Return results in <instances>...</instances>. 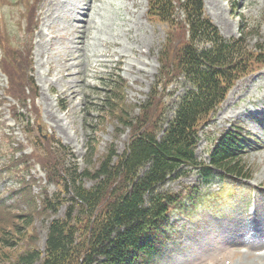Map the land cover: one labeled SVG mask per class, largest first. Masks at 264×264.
Masks as SVG:
<instances>
[{
    "label": "rangeland",
    "instance_id": "obj_1",
    "mask_svg": "<svg viewBox=\"0 0 264 264\" xmlns=\"http://www.w3.org/2000/svg\"><path fill=\"white\" fill-rule=\"evenodd\" d=\"M87 1L0 0V200H3L0 222L3 224L11 222L13 213H27L19 194L10 197L21 190L22 176L36 208H41L45 198L53 200L57 196V201L62 202L67 199L64 191L48 181L46 164L53 152L57 160L52 163L54 167L75 165L78 172H91L111 144L118 154L124 151L128 132L115 137L114 125L98 115L103 80L118 75L125 82L126 105L142 104L156 80L166 27L147 17V1L92 0L90 13L81 17V8ZM203 3L206 15L224 38H237L242 33L248 47L264 48V0H203ZM30 14L34 16L33 22ZM71 58L74 60L70 61ZM262 69L235 83L210 125L200 134L196 149L199 160L206 162L214 140L230 124L239 122L253 139L244 154L252 171L251 181L231 186L214 178L210 185H199L200 198L204 199L196 207V216L187 220L174 213L170 217L173 226L170 241L154 264H264ZM27 70L34 84L32 92L37 94L32 99V94L25 93L23 110L15 101L16 94L10 91L9 81L13 79L12 87L19 88L20 82L15 79L19 80L20 72L24 74ZM175 84L165 82L159 88L161 102L168 108L177 94ZM17 113L25 115L23 124L14 120ZM47 138L53 140L46 143ZM54 140L73 155V163L70 164L67 155L64 158L56 149L48 148ZM15 160L27 162L28 169L24 166L27 173L22 172L24 167L9 171ZM197 180V174L191 172L164 189L176 193L194 187ZM85 186L91 183L86 180ZM218 189L219 198L213 204L209 197H214ZM227 192H232V196L227 197ZM252 198L254 206L239 205ZM66 206H61L55 217L61 218ZM46 221L42 214L33 217L25 239L12 252L14 256L30 248L42 250ZM0 264L7 263L0 260Z\"/></svg>",
    "mask_w": 264,
    "mask_h": 264
},
{
    "label": "trees",
    "instance_id": "obj_2",
    "mask_svg": "<svg viewBox=\"0 0 264 264\" xmlns=\"http://www.w3.org/2000/svg\"><path fill=\"white\" fill-rule=\"evenodd\" d=\"M146 1L147 17L166 27L151 91L142 104L126 105L125 82L114 75L103 80L104 89L98 97V115L114 125L115 137L129 134L124 151L118 154L111 144L91 172H78L73 164L54 167L53 152L46 164L48 181L68 197L63 202L57 201V196L53 200L45 198L40 209L35 207L22 176L21 190L10 197L19 194L27 213H13L10 223L0 222L2 262L154 264L170 241V216L178 213L188 220L196 216V207L204 199L200 198L199 185L207 186L214 178L227 179L225 185L252 179L244 159L250 138L239 123L230 124L219 134L206 162L199 160L196 149L200 134L235 83L264 68V48L248 47L242 33L237 38H224L206 15L203 0ZM30 18L33 22L32 14ZM21 73L20 81L15 79L20 82L19 88L12 87L13 79L9 84L11 93L17 95L15 101L24 110L25 93L32 94V99L37 93L32 92L30 71ZM165 82L176 83L177 94L169 108L159 96ZM24 119L23 113L14 115L17 124H23ZM49 140L53 139L47 138L46 143ZM48 148L67 155L73 163V155L58 141ZM14 164L9 171H20L24 166L28 169L26 161L15 160ZM25 167L22 172L27 173ZM191 172L197 174L194 187L176 193L164 189ZM86 180L91 186H85ZM66 204L63 216L55 217ZM40 214L47 219L42 250L30 248L14 256L12 252L25 239L33 217Z\"/></svg>",
    "mask_w": 264,
    "mask_h": 264
},
{
    "label": "bare ground",
    "instance_id": "obj_3",
    "mask_svg": "<svg viewBox=\"0 0 264 264\" xmlns=\"http://www.w3.org/2000/svg\"><path fill=\"white\" fill-rule=\"evenodd\" d=\"M81 2H82V1H81ZM91 4H92V0H88V1L83 5V7L81 8V10L83 11V13L80 14L81 17H84L85 15H88V14L90 13V11H91V9H92ZM209 15H210L211 18L213 19L214 23H215L216 25H218L219 23H218L217 20L213 17V15L210 14V13H209ZM221 33L224 34L222 31H221ZM75 45H80V46H81V44H75ZM74 50H75V49H74ZM78 50H79V49H78ZM73 53H74V51H73ZM73 53H72V54H73ZM72 54H71V55H72ZM72 60H74V58H71V59H70V61H72ZM68 63H69V61H68Z\"/></svg>",
    "mask_w": 264,
    "mask_h": 264
}]
</instances>
